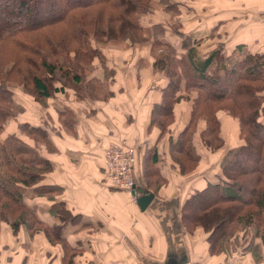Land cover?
Instances as JSON below:
<instances>
[{
  "label": "crops",
  "instance_id": "1",
  "mask_svg": "<svg viewBox=\"0 0 264 264\" xmlns=\"http://www.w3.org/2000/svg\"><path fill=\"white\" fill-rule=\"evenodd\" d=\"M171 2H176L178 14L171 15L165 10V4L158 3L151 12L139 15V24L146 28L144 40L131 46L92 42L103 59L93 57L84 66L85 78H98L103 86L100 93L111 92L104 99L64 87L41 101L14 88L13 101L20 105L16 121L40 126L46 132V141L34 142L24 132H17L13 121L4 127L0 138L17 133L51 163L50 170L35 184L24 187L23 200L45 226L62 225L63 242L49 239L39 229L30 236L22 225L17 234H13L1 221L0 264L206 263L197 253H207V244L196 242L200 235L205 236L204 232L196 227L193 233H188L181 223L180 211L190 194L202 189L207 181L215 182L223 175L226 156L206 160L200 180L198 172H194L202 162L199 150L196 152L201 160L187 174L179 172L177 163L170 158L169 140L186 124L193 93L176 105V120L170 133L160 137L158 127H147L149 110L158 103L161 89L167 83L165 74L153 67L150 46L153 26H162L159 37L174 45L179 56L187 52L183 46L185 37L201 39L196 47L197 55L203 57L220 49L223 64L228 68L246 54L264 53V0ZM176 28L183 36H176ZM217 114L221 118L224 142L220 149L232 151L238 146L229 143L224 136L231 133L229 124L232 122L236 125L238 140V120L225 110ZM260 119L264 122V117ZM204 127V121L198 122L195 132L198 140ZM121 140L135 151L131 169L134 184L154 194L144 209L139 208L130 192L104 180L103 150ZM195 140L193 137V143ZM151 147L156 149L155 167L163 178L158 192L151 188L146 190L143 183V155L145 149ZM56 203H62L64 209L74 215L73 222L51 214L50 207ZM253 241L261 246L260 253L237 250L231 255H208L207 264H264V242Z\"/></svg>",
  "mask_w": 264,
  "mask_h": 264
},
{
  "label": "trees",
  "instance_id": "2",
  "mask_svg": "<svg viewBox=\"0 0 264 264\" xmlns=\"http://www.w3.org/2000/svg\"><path fill=\"white\" fill-rule=\"evenodd\" d=\"M158 2L172 15L180 12L176 2ZM154 3L0 0V133L13 121L17 132H24L34 142L46 141L40 126L16 121L20 105L13 101L14 88L41 101L64 87L88 97L109 96L108 90L100 93L103 86L98 78H85L84 66L93 57L103 59L92 42L131 46L144 40L146 28L138 17L152 11ZM161 27H153L151 56L154 69L165 74L167 83L160 100L149 110L147 127H158L160 137L170 133L176 105L193 93L186 124L169 140L170 158L182 174L194 170L201 160L193 143L201 120L205 127L200 141L211 152L224 145L217 114L220 110L238 120L242 142L223 163V175L215 182L207 181L184 200L180 211L183 228L190 234L196 227L202 228L208 255L226 254L238 242L239 248L252 254V239L264 242V122L260 119L264 117V53L246 54L226 68L220 49L203 57L197 55L201 39L185 37L187 52L179 56L174 45L159 37ZM174 31L183 36L177 28ZM143 156L144 188L158 192L163 178L155 167L156 149H145ZM50 168L49 160L17 133H8L0 140V222H5L13 234L22 225L30 236L39 229L62 243V225L45 226L23 200L24 187L35 184ZM50 211L64 221H74L62 203L51 205ZM257 249L255 252L260 253V246Z\"/></svg>",
  "mask_w": 264,
  "mask_h": 264
},
{
  "label": "built area",
  "instance_id": "3",
  "mask_svg": "<svg viewBox=\"0 0 264 264\" xmlns=\"http://www.w3.org/2000/svg\"><path fill=\"white\" fill-rule=\"evenodd\" d=\"M133 150L124 140L107 145L103 150L104 180L111 186L128 192L134 184L131 169L136 157Z\"/></svg>",
  "mask_w": 264,
  "mask_h": 264
},
{
  "label": "rangeland",
  "instance_id": "4",
  "mask_svg": "<svg viewBox=\"0 0 264 264\" xmlns=\"http://www.w3.org/2000/svg\"><path fill=\"white\" fill-rule=\"evenodd\" d=\"M155 3H156V5L159 3L158 2V0H155ZM154 3V4H155ZM163 4V3H162ZM166 10V9H165ZM151 12V11H150ZM172 15V14H171ZM173 15H175V14H173ZM160 25V24H159ZM154 27V26H153ZM161 29V28H160ZM153 35H154V32L152 33ZM159 35H162V33L161 34H159ZM176 36H178V33H176ZM149 39V38H148ZM147 39V40H148ZM162 48V47H161ZM157 50H159V49H156V51ZM156 51H155V53H156ZM219 119H221V118H219ZM227 123H228V120H227ZM229 126H230V128H231V133L230 134H228V135H225L224 136V138H226L227 139V141L230 143V142H232V144L234 145V146H240V140H239V137H238V140L236 139V134H237V128H236V125H235V123H232V122H230V124H229ZM197 135L198 134H193V137H196V140H195V143L197 144V146H195V149H196V147H197V149H196V151L197 150H199V152L201 153V157H202V162H201V164H200V166L197 168V170L196 171H194V172H198L197 173V177H199L200 176V171H201V169L203 168V165L205 164V161L206 160H208V159H211V158H214V157H218V160H220V159H222L221 158V156L222 155H224V156H226V159H228V158H230L231 156V149L228 151V152H224V151H222L221 149H217L216 151H213V152H211L210 150H208L209 152H211V153H208L207 152V150L205 151L204 150V148H205V146L203 145V143H200V140H198V137H197ZM238 135H239V132H238ZM231 137V138H230ZM230 138V139H229ZM0 140H1V138H0ZM240 141V142H239ZM194 143V144H195ZM228 143V144H229ZM242 143V142H241ZM239 144V145H238ZM236 149V148H235ZM234 149V150H235ZM233 151V150H232ZM220 154V155H219ZM192 173V172H191ZM190 173V174H191ZM133 179V178H132ZM199 180H200V177H199ZM134 182V181H133ZM197 236H195L194 238H196ZM205 237H206V235L203 237L202 235H200L199 236V238H196V242H202L203 244H205L206 242V240H205ZM256 239H258V238H256ZM253 240V239H252ZM255 240V239H254ZM240 245H241V243L240 242H238L237 243V246H234L232 249H229V251H228V253L226 252V254H228V255H231V254H234V251H237V250H239V253H243L244 252V250L242 249V248H239L240 247ZM256 244V242H254L253 241V243H252V249H250V251H254L253 252V254H256V252L258 251V249H257V247H259L260 245H257ZM253 246H255V247H253ZM260 249H261V246H260ZM231 250V251H230ZM256 251V252H255ZM231 252V253H230ZM249 251H247V253H248ZM201 253H203V252H200L199 251V253H197V256H199L200 257V259H202L204 262H206L205 264H207V263H209L208 261H206L207 259H209V256H211V255H209L208 256V254L207 253H204V254H201ZM223 253V252H222ZM222 253H220V254H222ZM212 256H216V255H212Z\"/></svg>",
  "mask_w": 264,
  "mask_h": 264
},
{
  "label": "water",
  "instance_id": "5",
  "mask_svg": "<svg viewBox=\"0 0 264 264\" xmlns=\"http://www.w3.org/2000/svg\"><path fill=\"white\" fill-rule=\"evenodd\" d=\"M130 194L136 199L140 209H144L154 196L151 191L139 189L135 184L131 186Z\"/></svg>",
  "mask_w": 264,
  "mask_h": 264
},
{
  "label": "bare ground",
  "instance_id": "6",
  "mask_svg": "<svg viewBox=\"0 0 264 264\" xmlns=\"http://www.w3.org/2000/svg\"><path fill=\"white\" fill-rule=\"evenodd\" d=\"M132 148H133V146H131ZM133 152L135 153V151L133 150ZM135 156V155H134ZM135 162V161H134ZM134 162H133V164H134ZM133 164H132V167H133Z\"/></svg>",
  "mask_w": 264,
  "mask_h": 264
}]
</instances>
